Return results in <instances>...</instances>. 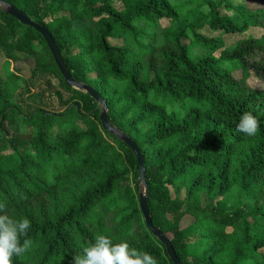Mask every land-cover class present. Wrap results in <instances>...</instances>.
I'll return each instance as SVG.
<instances>
[{"label":"trees","instance_id":"1","mask_svg":"<svg viewBox=\"0 0 264 264\" xmlns=\"http://www.w3.org/2000/svg\"><path fill=\"white\" fill-rule=\"evenodd\" d=\"M1 1L49 32L71 78L97 92L109 124L139 150L151 224L170 236L179 264H264V89L245 82L248 73L264 80V0L256 10L242 4L232 11L226 0H203L205 13L198 10L201 0ZM5 6L0 58L32 60L31 98L42 104L54 95L59 104L25 110L19 90L29 94L30 87L0 72V203L11 218L31 222L21 237L31 247L13 264H69L98 235L172 264L143 223L132 153L101 128V106L64 84L42 37ZM94 18L91 29L81 25ZM161 19L171 21L163 32L169 49L153 77L140 78L132 64L146 51L136 24ZM202 25L225 34L250 27L262 33L225 49L197 33ZM119 34L133 52L107 43ZM245 112L260 122L254 137L235 131ZM184 216L193 221L180 228Z\"/></svg>","mask_w":264,"mask_h":264},{"label":"rangeland","instance_id":"2","mask_svg":"<svg viewBox=\"0 0 264 264\" xmlns=\"http://www.w3.org/2000/svg\"><path fill=\"white\" fill-rule=\"evenodd\" d=\"M179 0H175L174 2H178ZM215 1V0H214ZM260 1L261 0H226V5H228L229 11H232V8L237 5H244L249 10H256L260 7ZM198 10L201 13L207 12V8L205 4L203 3V0H201L198 3ZM229 11L226 10V13L229 14ZM63 15H67L66 13H63ZM101 16H105L103 13ZM96 21V19L91 20H83V23H81L82 26L87 27L88 29H91L93 27V23ZM171 24V21L169 19H161L156 20L153 22L152 25L149 24H143V23H137V27L143 28L142 31V44L143 49L146 52H140V57L138 62H133V73H137L140 78H152L153 73L160 67L161 60L163 57V54L165 51H167L168 45L165 44L163 39V32L166 30ZM197 33L201 36L213 39V40H219L223 43V48L225 49H231L234 45L235 40L241 37L245 36H252V37H258L262 31L260 29L250 27L248 28L243 34H225L220 31H211L206 25H202L200 29L197 30ZM107 43L112 47H126L129 50V53L133 52V48L131 47V44L128 42L126 36L123 35H111L106 38ZM181 43L184 45L188 44V38L181 39ZM218 51L215 52L217 54ZM34 68V64L32 60H18V61H11L5 62L0 58V72L3 70H7L8 72H12L15 76H17L20 80V86L28 85L29 88V94L25 93L24 89L19 90L21 92L20 98L22 100L21 105L25 108V110H32L34 107H40L43 104L48 103L50 106H52L54 109H58L59 104L57 103V100L54 99V95L52 97L48 98L45 97L42 101V104L39 101L33 100L30 96V94L33 92V89L31 88V85L29 83V78L32 69ZM233 78H240V72L233 70L231 73ZM85 77L88 81H91L95 77V73L92 71H85ZM245 82L247 86L251 89L256 90H262L264 89V80H259L252 73H248L247 78L245 79ZM50 83L52 84L53 88L57 90V92H60V89L58 87V81L55 78H51ZM75 90V89H74ZM56 98V97H55ZM71 100H75L71 97ZM21 130H23L21 128ZM132 170H129V177H132ZM142 194V189L139 192ZM171 197L175 196V193L170 190ZM176 198L182 199L183 198V192L180 191L178 195H176ZM243 204L242 208L247 209L248 202L244 201L242 199ZM232 203V199L228 201V204ZM193 219L189 216H184L180 222L179 227L184 228L192 223ZM168 239L170 238L169 235L166 236ZM261 252H264L262 250Z\"/></svg>","mask_w":264,"mask_h":264},{"label":"clouds","instance_id":"3","mask_svg":"<svg viewBox=\"0 0 264 264\" xmlns=\"http://www.w3.org/2000/svg\"><path fill=\"white\" fill-rule=\"evenodd\" d=\"M260 130L259 120L245 112L235 125V131L248 137L256 136ZM31 222L27 218L13 219L7 214V206L0 203V264H13V257L20 256L31 247L27 237ZM69 264H158L146 251L131 248L127 241L114 243L105 235H98L95 242L83 249L82 255H75Z\"/></svg>","mask_w":264,"mask_h":264},{"label":"water","instance_id":"4","mask_svg":"<svg viewBox=\"0 0 264 264\" xmlns=\"http://www.w3.org/2000/svg\"><path fill=\"white\" fill-rule=\"evenodd\" d=\"M5 6L4 3L0 0V7ZM6 13L14 18L19 24L28 26L35 30L43 39L51 57L53 60V63L55 64L61 78L63 79L64 84L67 87L73 88L78 91H83L85 92L96 104L101 106V111L98 116L100 126L101 128L108 133H112L116 136L118 140H120L132 153L134 160L137 165V177L136 181L137 183L143 188V194L138 195V208L143 220V223L146 227V230L158 240L159 243H161L164 248L165 252L171 261L172 264H179L171 246L169 239L165 236L162 235L158 229L153 228L150 220V216L148 213V209L146 206V185H145V180H144V167H143V160L142 156L139 153V150L136 148V146L124 135L118 133L108 122L106 118V113H105V103L102 101V99L99 97L97 92L91 88L88 85L81 84L75 80H73L70 76L69 71L65 67V64L63 63L59 52L57 50V47L54 43L53 38L49 34V32L42 26H39L35 24L27 15H25L23 12L17 10L13 6H5Z\"/></svg>","mask_w":264,"mask_h":264}]
</instances>
